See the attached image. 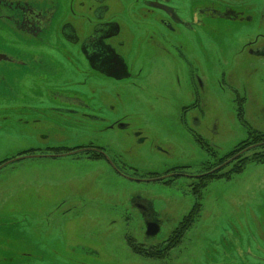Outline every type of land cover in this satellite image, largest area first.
Here are the masks:
<instances>
[{"label": "rangeland", "instance_id": "1", "mask_svg": "<svg viewBox=\"0 0 264 264\" xmlns=\"http://www.w3.org/2000/svg\"><path fill=\"white\" fill-rule=\"evenodd\" d=\"M209 1L168 0L182 21L193 22L189 30L170 34L158 20L142 19L136 43L130 42L138 50L127 58L133 74L140 73L129 83L92 76L76 84L83 77L56 55L55 69L36 76L32 56L20 58L25 67H0L9 70L0 74V96L11 91L17 102L0 105V165L32 145L44 151L93 143L124 166L111 169L104 160L76 154L1 167L0 264H264V163L248 162L229 179L206 180L198 194L192 191L198 180L146 181L177 166L187 174L219 166L238 143L264 133V61L246 46L264 34V24L206 19ZM135 2L107 0V15L119 22L125 40ZM228 3L244 17L255 7V16L264 11V0ZM70 94L78 103L58 106L77 112L49 121V104ZM89 116L104 121L90 123ZM182 119L200 123L185 126ZM118 120L125 129L105 128ZM257 152L264 149L244 156ZM136 201L151 202L159 214L157 236L144 234ZM195 203L198 214L168 255L136 251L160 247Z\"/></svg>", "mask_w": 264, "mask_h": 264}, {"label": "flooded vegetation", "instance_id": "2", "mask_svg": "<svg viewBox=\"0 0 264 264\" xmlns=\"http://www.w3.org/2000/svg\"><path fill=\"white\" fill-rule=\"evenodd\" d=\"M135 1V5H138L131 6L127 11L129 13L128 16H130V21L125 33L129 35V40H125L119 22L110 19L107 15L109 11L107 0H77L76 7H74V0H71V2L69 0H0V67H25L27 62L20 58L24 59L27 56H32L34 57L33 60L35 63L33 65L35 67L33 75L36 76L45 69L47 71H53L55 69V66L51 62L55 59L54 56L56 55V57H61L65 65H68L70 69L83 77V81L77 82L76 84H83L92 76L102 79L107 78L113 82L121 83L133 81V78L139 75L140 70H137L133 74L132 65H129L127 58L134 56L133 52L138 50L130 42L133 40V43H136L134 42V32H138L142 19L145 21H148L149 18L151 21L158 20L161 25L160 29L164 31L165 27H167L166 29L167 31L169 30L168 32L170 34L174 33L178 27L181 28L179 30H189L193 26V22L182 21L177 16L175 9L168 6V0ZM150 2H157L171 8V14H167L160 9L150 6ZM230 8L234 9L232 8V4L228 3V0H223V2L210 0L204 7L205 11H203V15L206 19L213 17L214 19L226 20L230 23L243 24V21H248V23L256 21L261 26L264 24L263 10L259 12L260 14L257 11V15L255 16V13L252 11L256 7L252 8L249 12L251 14L247 17L245 16L246 19H244L245 17L242 16L244 12L242 10H236L235 13ZM158 12H161L164 18L158 16ZM173 25L175 26L173 27ZM14 35L17 37L16 40L15 38L13 39ZM250 45L255 48L250 49L248 51L249 54L264 61V34L259 32L254 40L246 44V46ZM179 56L181 62H183L182 54L179 53ZM8 72L9 70L0 68V74ZM9 92L11 91L2 92L3 95L0 96V99L5 100L0 102V105L13 107L14 104H17V102H14L15 96ZM68 96H61L59 100L53 99V101L58 102L49 104L51 106L49 110L52 112V116L50 115L47 118L49 121H54L55 118H61L62 115L71 117L72 114L77 112L75 109L58 106V104L68 105L67 103H70L69 101L78 103L76 100H80L79 98H72L77 97L76 95L70 94ZM83 104L84 102L79 101V105L83 106ZM83 116H86V114H83ZM88 120L90 123L104 121L95 116H89ZM182 123L185 126L190 124L196 127L200 122L195 119L193 122L188 121L187 123L185 119H182ZM115 127L122 130L126 128V125H122L120 120L109 122L105 125V128ZM195 141L199 142L201 140L195 137ZM239 152L231 157L238 155ZM76 154L87 155L86 157L98 156V158H93V160H104L111 169H124L123 164L121 165L122 168H120L115 163V161L121 163L119 158H113L111 160L110 153L104 147L94 145L93 143H88L87 145L76 144L74 147H47L44 151L37 150L32 145L29 149H20L16 157L48 156L55 158L75 156ZM216 167L218 166L214 168ZM169 169L181 170L163 173L155 178L166 183L167 181L165 180L173 181L175 179L174 177L198 180L205 175V172L187 174L183 171V166ZM133 207L138 213L144 234L149 225L156 224L159 227V231L154 236H157L161 231L162 222L159 214L153 209L151 202L136 201L133 203ZM174 230H171L160 242L162 243L160 247L157 246L158 248L155 247L149 250L145 247L137 246L136 249H140V251H136L141 255L144 254L143 256L148 258H153V253L164 256L166 254L168 255L175 248V246L171 245V236L173 234H181L180 231ZM131 248L134 249L133 246Z\"/></svg>", "mask_w": 264, "mask_h": 264}, {"label": "trees", "instance_id": "3", "mask_svg": "<svg viewBox=\"0 0 264 264\" xmlns=\"http://www.w3.org/2000/svg\"><path fill=\"white\" fill-rule=\"evenodd\" d=\"M240 114V113H239ZM251 135V134H250ZM200 142V141H199ZM251 145V146H250ZM253 145V146H252ZM251 147V148H249ZM249 148V149H248ZM243 149V150H242ZM257 149H264V133H256V134H252L249 138L241 141L240 143H238L231 152H229L227 155L224 156V158H221L220 160H218V163L223 162L226 158L231 157L232 155H234L235 153L239 152V154L236 156V158H234L230 163H228L227 165H225L226 167L228 165H230L231 167L229 168L228 171L223 172V169L225 168H220L217 171H214L212 173H208L209 171L212 170L213 167H209V168H204L205 175L201 178L198 179L197 185H195L192 189V191L195 194H198L199 189L203 188L205 186L204 181L206 180H210V179H214V178H226L229 179L233 174H238L240 173L244 166L246 165V163L248 162H255V163H264V152H257V153H253L250 157L244 156V154H247L249 152H254ZM61 150V149H58ZM243 156V157H242ZM92 158H98V156H93ZM230 159V158H229ZM227 161V160H226ZM217 163V164H218ZM216 164V165H217ZM215 167V166H214ZM175 170H181V169H171L166 171L167 172H171V171H175ZM207 173V174H206ZM158 175H150V177L146 180V181H150V180H159L158 178H155ZM177 178V177H174ZM165 180V179H164ZM167 182L172 181V180H165ZM199 204L195 203L191 210L189 211V213L187 215H185L182 220L179 222L178 227H176V229L174 231H180L181 234L179 235H175L173 234L170 238V241L172 242L171 245H175L178 244L180 236L187 231L188 227L193 223L194 218L196 217V215L199 212ZM154 255H158L159 254H155ZM153 255V256H154Z\"/></svg>", "mask_w": 264, "mask_h": 264}, {"label": "water", "instance_id": "4", "mask_svg": "<svg viewBox=\"0 0 264 264\" xmlns=\"http://www.w3.org/2000/svg\"><path fill=\"white\" fill-rule=\"evenodd\" d=\"M150 6L155 7V8H157V9H160V10L164 11V12L167 13V14H171V11H172L171 8H169V7L165 6V5H162V4H160V3H157V2H150ZM249 148H251V147H249ZM249 148H248V149H249ZM77 152H78V151H77ZM236 156H237V155L231 157L230 159H228V160L225 161L224 163L220 164L218 167L212 169V170L209 171L208 173H212V172L217 171V170H219L220 168L224 167L225 165H227L228 163H230L234 158H236ZM33 157H41V156H22V157L13 158V159H11V160H8V161L2 163V164L0 165V168L3 167V166H5V165H7V164L10 163V162H14V161L21 160V159H24V158H33ZM46 157H48V156H46ZM206 174H207V173H206ZM156 180H157V179H156ZM158 231H159V227H158L156 224H154V225H149V226L147 227V231H146L145 234H146L147 236L152 237V236L156 235V234L158 233Z\"/></svg>", "mask_w": 264, "mask_h": 264}]
</instances>
